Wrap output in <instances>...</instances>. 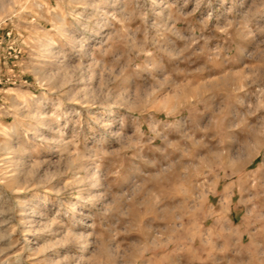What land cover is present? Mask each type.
<instances>
[{
    "label": "rangeland",
    "instance_id": "rangeland-1",
    "mask_svg": "<svg viewBox=\"0 0 264 264\" xmlns=\"http://www.w3.org/2000/svg\"><path fill=\"white\" fill-rule=\"evenodd\" d=\"M0 264H264V0H0Z\"/></svg>",
    "mask_w": 264,
    "mask_h": 264
},
{
    "label": "bare ground",
    "instance_id": "bare-ground-1",
    "mask_svg": "<svg viewBox=\"0 0 264 264\" xmlns=\"http://www.w3.org/2000/svg\"><path fill=\"white\" fill-rule=\"evenodd\" d=\"M11 128H9V132H10ZM229 193V192H228Z\"/></svg>",
    "mask_w": 264,
    "mask_h": 264
}]
</instances>
